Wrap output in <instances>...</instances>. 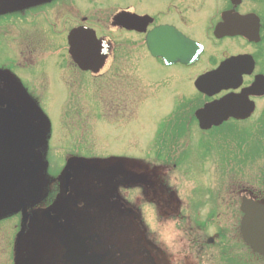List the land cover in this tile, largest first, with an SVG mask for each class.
<instances>
[{
	"label": "flooded vegetation",
	"instance_id": "1",
	"mask_svg": "<svg viewBox=\"0 0 264 264\" xmlns=\"http://www.w3.org/2000/svg\"><path fill=\"white\" fill-rule=\"evenodd\" d=\"M220 23L225 30L216 36ZM77 30L108 42L98 71L73 60ZM158 38L163 47L156 56L149 39L155 46ZM149 60L174 91L158 114L156 160L148 166L175 169L182 186L187 180L191 187L180 200L162 181L147 183L148 200L161 197L155 202L161 215L181 214L190 231L202 234L199 264H264L241 231L244 201L264 206V0H0V136L9 129L11 142L21 143L15 155L20 182L0 189V264H136L105 245L97 229L67 222L56 210L53 181L60 177L53 167L69 168L68 196L74 178L68 159L91 148L119 156L120 128L127 130L141 110L147 114V88L143 97L134 92L141 70L147 84V65L135 62ZM207 74L203 91L197 82ZM87 102L85 114L79 107ZM136 104L143 107L138 114ZM219 117L218 124H201ZM105 124L112 127V146L99 128ZM44 179L51 184L38 197ZM155 205L147 211L154 213ZM37 246L43 256L33 251ZM149 264L168 261L162 253Z\"/></svg>",
	"mask_w": 264,
	"mask_h": 264
},
{
	"label": "rangeland",
	"instance_id": "2",
	"mask_svg": "<svg viewBox=\"0 0 264 264\" xmlns=\"http://www.w3.org/2000/svg\"><path fill=\"white\" fill-rule=\"evenodd\" d=\"M139 48L141 49V46ZM145 64L147 65V84L144 83V78L140 77L144 75L141 70L136 76V85H139L140 89L134 92L136 97H143L142 87L147 88V114H144V111L141 110L140 116H135L132 125L127 130L120 128L119 156H112L115 155L113 152L107 154L101 153L99 150L94 152L91 148L92 153L87 152L68 159L71 170L74 172V178L71 181L72 193L68 196H65L64 180L69 168L53 167L54 170L58 169L55 174L59 173L60 177L59 181H53L54 185H58L59 190V196L55 204L56 210L63 214L67 222L69 220L78 222L81 227L84 226L82 228H89V231L97 229L105 245L112 244L113 250L123 257H134L136 264H149L153 257L159 259L162 252L146 238L147 230L141 218V211L122 200L117 189L118 186H124L129 199H134L137 195L135 186H143L144 195L147 197V183H150L152 187L160 184L159 173L162 169L152 165V173L150 174L148 164L149 162L153 163L152 160H156L154 157L151 158V155L152 146L156 139L155 133L157 127L161 124L158 114L166 112L164 110L171 103L170 93L174 91L169 84L163 83L165 72L156 62L152 60L144 63L142 61L135 62V65H140V67L142 65L144 67ZM106 80L107 78H104L103 86H105ZM107 87L111 91V87ZM94 88L97 87L94 86ZM180 90L190 91L186 86H180ZM92 98L94 101L95 96ZM85 104L83 103L79 110L86 114L90 112L89 108L91 106L88 105V102ZM138 107L139 109L143 108L142 105L136 104L137 114ZM88 118L90 119V116ZM125 122H121V127L124 128ZM99 128L102 129L105 138L109 140L108 142L112 146L114 144L111 137L112 127L105 124ZM133 138L135 140H131V147L128 148L126 146L127 140ZM103 149L105 150V148ZM108 150L111 151L112 148H108ZM133 169H143V172L137 173L132 171ZM49 182V179H44L36 196L42 197L45 195L48 191L46 185L49 184V188L51 184ZM238 183L237 185H239ZM154 198V202L158 203L161 197L156 196ZM81 203L86 205V213L83 215L79 213ZM142 212L145 217L150 218L153 215V213L147 211V204L144 205ZM149 245L154 255L147 254ZM33 251L42 253L43 256V252L38 246ZM55 251L53 248V256ZM147 255L153 257L150 258ZM47 258L49 257L47 256Z\"/></svg>",
	"mask_w": 264,
	"mask_h": 264
},
{
	"label": "water",
	"instance_id": "3",
	"mask_svg": "<svg viewBox=\"0 0 264 264\" xmlns=\"http://www.w3.org/2000/svg\"><path fill=\"white\" fill-rule=\"evenodd\" d=\"M222 31V30H221ZM81 30L73 31L71 34V53L72 58L81 68L87 69V70H93L98 71L99 67L102 66L105 62V59L107 58V52L109 50V47H106V45H97L96 42V36L94 32L86 33L90 35L91 43L89 46H94V51L98 53L102 49L104 50V53H98L97 60H92L85 56V52L81 48L82 46V40L81 38L84 35L81 34ZM161 31L160 29L154 33L159 34ZM92 35V36H91ZM154 36V34H153ZM156 37V36H154ZM94 41V43H93ZM149 47L152 51V53L156 56L160 55V52L158 50L157 45H153L152 42H150L149 39ZM225 66V64L222 65V68ZM224 72V69H222L221 73ZM210 74H207L205 77L201 78L197 82V87L203 91H206L204 89V85L207 83L209 79ZM206 112V111H204ZM208 112V111H207ZM207 112L205 114H207ZM2 114H5L1 112ZM215 118V119H201V124L204 125L205 123L211 124H218L222 122V118ZM16 130V128H15ZM19 136V135H18ZM20 137V136H19ZM17 139H21L16 137ZM12 136H10V132H4L3 136H0V189L6 190L11 189L12 187L16 186L20 182V174L17 169V165L15 163V155L18 153V150L21 149V143L19 142H11ZM243 212L245 213V216L243 218L242 222V235L248 244V246L255 252L262 256H264V207L259 206L257 203L252 201H244L243 203ZM50 221L58 228V217H51ZM75 228V227H71ZM76 232V233H75ZM76 240L79 239V235L76 230L73 231ZM71 233L68 231L67 236L63 237L61 239V243L64 245L67 240H69ZM74 239V236H73Z\"/></svg>",
	"mask_w": 264,
	"mask_h": 264
},
{
	"label": "clouds",
	"instance_id": "4",
	"mask_svg": "<svg viewBox=\"0 0 264 264\" xmlns=\"http://www.w3.org/2000/svg\"><path fill=\"white\" fill-rule=\"evenodd\" d=\"M151 166L149 171H151ZM137 173H142L143 169H133ZM159 178L163 184L177 193L180 200L184 199V188L191 187V183L187 180L181 184V178L175 169L162 168ZM118 194L130 206L141 211V218L146 228V238L151 241L167 258L168 264H199L198 252L202 242V234L190 231L187 224L179 214H170L163 216L159 212V206L154 201L148 200L144 195L143 186H135L137 193L134 199H129L125 192L124 186H118ZM145 204L155 205L153 215L145 217L142 209ZM83 203L80 207H83ZM207 209L202 210V215ZM183 209H180V213Z\"/></svg>",
	"mask_w": 264,
	"mask_h": 264
},
{
	"label": "bare ground",
	"instance_id": "5",
	"mask_svg": "<svg viewBox=\"0 0 264 264\" xmlns=\"http://www.w3.org/2000/svg\"><path fill=\"white\" fill-rule=\"evenodd\" d=\"M224 26L225 25H222L221 23L219 24V25H217V28H216V31H215V34H216V36H219V35H221V34H223V32H224ZM222 30V31H221ZM91 32H93V31H91ZM90 32L88 31V34H89ZM81 34H83V31L81 32ZM88 34H86V32L84 33V35H83V37L81 38V40H82V49H83V51L85 52V56L86 57H88V58H90V59H92V60H97V57H98V53H96L95 51H94V46L93 47H91V46H89L90 45V43H91V38H90V35H88ZM162 34H166V32L165 31H163L162 32ZM92 36V35H91ZM93 43H94V41H93ZM97 45H106V47H109L108 45V42L107 41H105V40H98V39H96V42H95ZM94 43V44H95ZM92 44V43H91ZM156 45H157V47H158V50L159 51H161L162 50V47L163 46H161V43H160V40H159V38L156 40V43H155ZM71 55H72V53H71ZM1 112H5L3 109H0V117L2 116V114H1ZM213 119H215V118H213ZM8 131H9V129L7 130V133H8ZM10 132V131H9ZM4 134V133H3ZM3 136V135H2ZM20 150L21 149H19L18 150V153L20 152ZM17 153V154H18ZM18 169V168H17ZM18 171H19V169H18ZM150 173V172H149ZM19 174H20V171H19ZM21 176V175H20ZM16 186H14V187H12L11 189H8V190H13L14 188H15ZM1 191H3V190H1ZM252 202H254V201H252ZM256 203V202H255ZM259 205V204H258ZM259 206H261V205H259ZM262 207H264V206H262ZM85 212V209L84 208H81L80 210H79V213L80 214H83ZM243 222V221H242ZM40 224H43V223H40ZM69 228H71V227H69ZM72 235H74V233L72 232ZM154 251V250H153ZM151 255H154L153 254V252H152V250H151V252H149Z\"/></svg>",
	"mask_w": 264,
	"mask_h": 264
}]
</instances>
